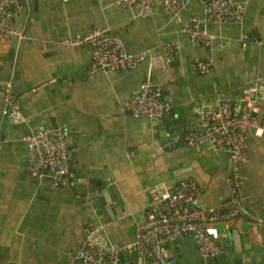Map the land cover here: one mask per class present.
Wrapping results in <instances>:
<instances>
[{
  "label": "crops",
  "instance_id": "1",
  "mask_svg": "<svg viewBox=\"0 0 264 264\" xmlns=\"http://www.w3.org/2000/svg\"><path fill=\"white\" fill-rule=\"evenodd\" d=\"M236 1L244 5L241 20L208 24L214 38L207 46L193 47L180 26L189 16L201 15V0H187L176 17L164 13L157 0L149 16L111 0H36L32 16L25 0L27 14L10 70L11 75L17 70L25 86L14 94L24 121L0 124V264H63L82 229L90 226L98 227L111 247L125 243L144 222L147 190L155 183L171 189L189 176L201 187V205L228 200L226 153L210 150L205 142L187 147L180 137L196 121V107L234 98L242 84L264 75V0ZM98 27L108 28L126 51H145L148 58L159 56L163 43H176L171 67H153L147 58L131 70L88 73L90 47H66L59 40ZM9 48L10 35H0V70ZM203 57L211 66L199 73L190 64ZM147 74L161 84L176 115L170 126L179 127L172 137L164 136L156 119L120 114V100ZM260 108L264 117V99ZM2 117L0 112V123ZM61 124L75 149L70 171L85 181L83 193L80 182L70 190L50 188L47 179L31 178L25 169L27 149L20 136ZM245 151L240 194L247 209L264 218V136L249 134ZM92 193L104 195L98 206L86 198ZM209 232L225 252L215 264H264V232L257 226L234 218L228 228L214 224ZM162 249L166 264L203 263L188 234Z\"/></svg>",
  "mask_w": 264,
  "mask_h": 264
},
{
  "label": "built area",
  "instance_id": "2",
  "mask_svg": "<svg viewBox=\"0 0 264 264\" xmlns=\"http://www.w3.org/2000/svg\"><path fill=\"white\" fill-rule=\"evenodd\" d=\"M115 6H135L139 16H149L155 10V0H111ZM187 0H157L164 13L176 17ZM20 9L18 0H0V35L17 34L13 18ZM244 5L236 0H201V15L189 16L180 26V31L193 47L207 46L214 36L206 26L211 23L240 21ZM19 37V35H17ZM62 46L90 47V61L87 72L98 70L126 71L136 68L148 56L145 51L128 52L121 40L111 35L106 27L94 28L83 34H73L59 40ZM177 45L165 42L161 54L148 58L153 67L173 63ZM199 72H207L210 58L203 57L191 62ZM0 97L1 112L11 123L24 121L10 88L5 81ZM264 99V75L255 76L242 84L234 98L218 99L214 106L196 107V121L188 125L181 135V142L187 147H198L204 142L212 151L227 155L228 172L224 183L228 200L219 205H201V187L192 177H184L168 189L162 183L151 185L148 190L147 212L143 223L133 228L130 239L117 246H109L95 226L81 231L78 245L63 264H166L162 246L173 242L183 234L191 236L203 259H211L221 252L214 236L209 232L211 225L228 228L231 220L241 218L264 232V218L250 212L240 194L242 175L240 165L246 160V141L249 134L264 136V117L260 102ZM120 114L129 111L132 117L157 119L171 110V104L163 97L160 83L146 77L137 89L119 102ZM64 125L37 127L24 132L20 140L25 143L27 156L25 169L29 177L47 179L50 188L70 190V159L74 148L68 144Z\"/></svg>",
  "mask_w": 264,
  "mask_h": 264
},
{
  "label": "water",
  "instance_id": "3",
  "mask_svg": "<svg viewBox=\"0 0 264 264\" xmlns=\"http://www.w3.org/2000/svg\"><path fill=\"white\" fill-rule=\"evenodd\" d=\"M29 1H30V6H31V11L33 12L32 16H34V12L36 10V0H29ZM18 4L20 5V9L17 11L16 15L13 18V28L17 32L20 31L22 24H23V21H24V17L27 14V6L25 3V0H18ZM22 39L23 38H21V40ZM16 40H17V34H11L10 35V48L7 52L4 67L0 70V97L3 93V89H4L3 83L5 81H13L10 84V88H11V91L16 95L25 89V86L23 84H21V82H20L17 70H15L12 75H11V71H10L11 67H12V53H13V49H14V45L16 43ZM20 85H22V86H20ZM163 94H164V91H163ZM1 109H2V105L0 102V112H1ZM127 114H129V111H127ZM156 122L158 123V125H160L161 129L164 130V136H166L167 134H170V137H172L176 132V128L179 127L178 124H175L173 127L170 126L172 123L176 122V115L173 114L171 111H169L167 114L161 116L160 118H157ZM6 123H7L6 122V116L3 115L2 122L0 123L1 128H2V126L6 125ZM183 129H186V128H181L180 132H182ZM171 130H172V132H170ZM71 181H72L73 185L75 182H78V183L80 182L83 185V189L80 193H83V191L86 188L85 181L83 179L75 178L73 176V174H71ZM88 187L91 188V186L89 184H88ZM90 197L93 198L92 205L98 206L97 202L99 201L101 203V201L104 198V195L102 194L101 196L96 197V194L92 193V194L86 196L87 199H91ZM81 199H85V196H82ZM217 257L224 258L225 252L223 251L222 253L213 257L211 259L210 264H215L214 261Z\"/></svg>",
  "mask_w": 264,
  "mask_h": 264
}]
</instances>
